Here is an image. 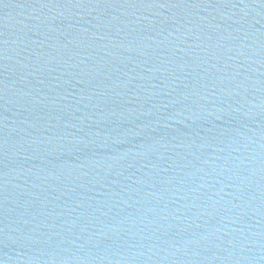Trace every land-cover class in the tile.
<instances>
[{"label":"water","instance_id":"water-1","mask_svg":"<svg viewBox=\"0 0 264 264\" xmlns=\"http://www.w3.org/2000/svg\"><path fill=\"white\" fill-rule=\"evenodd\" d=\"M0 264H264V0H0Z\"/></svg>","mask_w":264,"mask_h":264}]
</instances>
